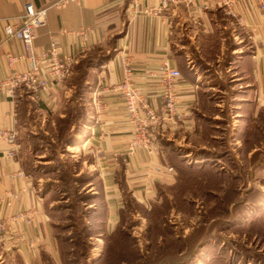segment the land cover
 Here are the masks:
<instances>
[{
    "label": "crops",
    "instance_id": "0c3cea01",
    "mask_svg": "<svg viewBox=\"0 0 264 264\" xmlns=\"http://www.w3.org/2000/svg\"><path fill=\"white\" fill-rule=\"evenodd\" d=\"M26 1L0 0V80L10 73L6 54L23 51L19 40L3 41V25L7 20L16 21L21 16ZM34 1L47 7V23L37 30L34 39L36 51L44 49L54 36L64 54L80 58L85 51L95 47L112 54L97 70L92 82L87 81V105L92 114L85 124L86 131L77 135L76 141L81 151L91 152L92 181L99 185L96 199L102 207V228L109 232L129 209L153 207L167 197L169 188L178 183L177 170L168 157L175 151L174 147L177 148L176 154L184 158L192 152L193 149L187 150L181 145L192 144V136L197 135L198 118L203 115L200 111L204 108L205 94L215 88V84H209L207 75L199 70V65L189 60L195 67H186L184 57L189 56L186 48L190 42H196L193 39L195 30L201 28L211 35L221 26L224 29L228 26L218 20L217 14L221 10L250 39L251 50L233 60L248 79L246 93L249 99L245 98L243 102L247 101L253 110H257L264 101V15L255 0L234 1L233 12L239 20L226 11L224 0H171L165 7L161 6V0H139L138 5L133 0H81L61 7L52 6L55 0ZM85 29L92 30V33L87 50L82 52L83 41L77 33ZM185 30L190 37L188 44L179 43ZM165 60L181 72V76L174 80L178 95L176 109L181 117L175 121L163 119L151 129L156 141L151 153L140 147L130 151L128 144L133 126L127 119L124 100L113 85L123 77L124 62L130 63L136 70L135 87L146 96L151 106L158 108L162 104V85L152 72ZM48 63V60L42 61L43 66ZM18 67L22 69L24 64L19 63ZM73 87L66 78L58 84H51L35 99L27 88L21 86L16 89L15 104L11 103L7 93L0 90V129L14 128L19 137L20 129L32 127L34 122L23 118L21 112L30 116L29 105H33L42 116L52 113L58 108L62 95L66 98ZM98 102L104 104L103 109H99ZM21 103L27 108L19 106ZM178 148L185 151L179 153ZM12 149L11 143L0 138L1 253L17 257L21 264H43L45 259L56 256L49 215L43 197L36 190L35 180L25 172L19 149L8 155ZM18 172L23 175L18 176ZM95 209L98 215L101 211L98 205ZM208 241L215 242L213 238ZM235 246L241 248L237 243ZM205 249L204 246L199 254V260H203L199 264H207ZM180 254L187 253L184 250ZM243 264L253 263L246 259Z\"/></svg>",
    "mask_w": 264,
    "mask_h": 264
},
{
    "label": "rangeland",
    "instance_id": "374dc122",
    "mask_svg": "<svg viewBox=\"0 0 264 264\" xmlns=\"http://www.w3.org/2000/svg\"><path fill=\"white\" fill-rule=\"evenodd\" d=\"M217 17L228 25L225 29L221 26L211 35L197 29L193 32L196 42L192 44L185 30L179 42H190L186 48L189 56L184 57L186 67L194 68L196 63L209 84H215L204 96L206 101L200 111L203 115L198 118L192 144L181 145L195 151L185 158L176 157L174 147L169 160L177 164L181 158L186 162L181 165L178 183L153 207L129 209L112 232L102 228V207L96 199L99 185L92 181L91 152L79 149L75 124H68V116H63L76 115L77 109L83 107L84 113L92 114L87 105V81L92 82L102 68L98 58L104 51L100 47L85 51L82 61L88 76L69 75L68 81L74 87L66 98L62 95L56 111L42 116L29 105L30 116L21 112L23 118L34 122L32 127L20 129L19 152L25 172L32 175L43 197L56 246V256L45 259L43 264H199L203 261L199 260L203 250L199 243L204 235L224 227L241 207L239 221L246 223L214 239L223 243L234 239L241 252L250 247L264 253V101L258 111L243 102L249 99L248 79L233 60L251 50L250 39L224 11ZM178 149L179 153L185 151ZM97 205L101 210L98 215ZM184 250L187 254H180ZM186 257L190 259H183ZM0 264L21 262L15 256L2 254L0 249Z\"/></svg>",
    "mask_w": 264,
    "mask_h": 264
},
{
    "label": "built area",
    "instance_id": "2783aa9c",
    "mask_svg": "<svg viewBox=\"0 0 264 264\" xmlns=\"http://www.w3.org/2000/svg\"><path fill=\"white\" fill-rule=\"evenodd\" d=\"M81 0H55L52 6L61 7L67 3H79ZM171 0H161V6H167ZM176 1V0H172ZM191 2L192 0H186ZM235 0H224L226 11L239 18L233 12V3ZM258 8L264 15V0H255ZM139 0H133L138 5ZM47 23V7L37 5L34 0H27L23 4V13L16 21L7 20L3 25V41L6 42L12 38L19 40L23 45V51L20 53L6 54L7 63L10 68L8 76L0 80V90H3L10 97L11 103L15 104L17 100L16 89L24 86L31 92L33 98L38 99L42 92L47 91L51 84L62 82L70 74L73 64L77 61V56L64 54L54 36L51 37L48 45L36 51L34 48V39L39 28ZM264 28V22L262 24ZM92 30L85 29L77 34L82 38L81 51L87 50L88 38ZM43 60H48L46 66L42 65ZM19 63L24 64V68L18 67ZM135 68L128 62H124L123 77L115 83L113 87L118 91L119 96L124 100V106L127 113V119L133 126L132 138L128 144V149L140 147L151 153L156 146L155 137L151 129L157 126L161 120H177L181 115L177 112L178 95L174 80L181 76L179 69L171 66L167 60L161 62L158 68L152 72L158 78L162 85L161 101L158 108L151 106L144 94L140 93L135 87L133 78ZM99 109H103L104 104L98 102ZM14 111V110H13ZM0 138L5 139L13 145V154L19 149L17 143V133L13 129H0ZM172 169V168H169ZM22 176V172H18ZM1 229V228H0Z\"/></svg>",
    "mask_w": 264,
    "mask_h": 264
},
{
    "label": "trees",
    "instance_id": "16d2710c",
    "mask_svg": "<svg viewBox=\"0 0 264 264\" xmlns=\"http://www.w3.org/2000/svg\"><path fill=\"white\" fill-rule=\"evenodd\" d=\"M102 50L104 51V54L101 55L98 58V62L99 63H102V62L106 63L110 59L112 54H111V52H108V53L105 52L104 49H101V51ZM82 57L77 58V61L73 64L71 72H70L69 75H73L74 73L75 74L77 73L78 75H81L80 78L81 77H85L86 78L88 76V71H87V69L85 70L86 63H85V61H82ZM69 75L66 78H68ZM78 78H79V76H78ZM68 83H69V85H72L69 81H68ZM77 84H78L77 88H80V85H81L80 84V80H78ZM75 91H78V90H75ZM23 104L21 103L19 106H22ZM77 110H76L77 111L76 115H72L70 113L69 114L66 113V114H64V116L65 117L68 116L67 117L68 118V121H67L68 124L69 123L75 124L74 133L76 135L80 136V135H83L84 131H86L85 130V124L89 121V118L91 117V114L89 115V114L84 113V107H83V109H80V110L77 109ZM173 153L174 152L172 151L171 154L173 155ZM177 156L178 155L176 154V157ZM177 159H179V158H177ZM179 162L180 163H177V164H175L174 161L171 162L172 165H175L174 167L177 170L178 178L180 177L179 174L181 173V165L182 166L186 165V162H185L184 159L180 158ZM178 181H179V179H178ZM257 204H263V203H262V201H258ZM243 208L244 207H241L240 211L237 214H235L233 216H230V219L225 221V226L224 227H221L220 229H217L216 231L207 232L206 236L204 235L203 241L199 243V246L200 247H204V246L206 247L205 250L208 253L207 256H208V259H209V262H207V264H241V263L243 264V262L246 259H250L253 264H264V253L259 252V250H254V249H252L250 247H247V248L244 247L242 252H241L235 246V243H237V242H235L236 240H234V239H228V241L225 242V243H222L220 241V239L217 240V241L215 240L216 238H218V237L220 238L221 237V233L223 231H225V230L229 231L231 229H236L241 223L242 224L246 223V222H242V221L239 224L237 223L240 220V218H241V213L243 211ZM260 215H262V214H260ZM213 233H215V236L213 235ZM210 238H213V239L215 238L214 239L215 242H212V243L209 242L208 240ZM209 243H211V244H209ZM186 247H187L186 249H189L188 246H186ZM186 251H189V250H186ZM261 255H263V256H261ZM178 260L179 259H177L176 262H178Z\"/></svg>",
    "mask_w": 264,
    "mask_h": 264
}]
</instances>
